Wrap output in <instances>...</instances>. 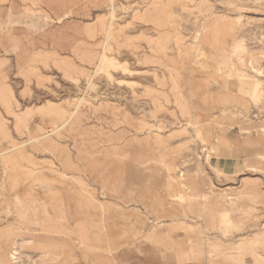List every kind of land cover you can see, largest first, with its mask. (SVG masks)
I'll list each match as a JSON object with an SVG mask.
<instances>
[{"label": "rangeland", "instance_id": "rangeland-1", "mask_svg": "<svg viewBox=\"0 0 264 264\" xmlns=\"http://www.w3.org/2000/svg\"><path fill=\"white\" fill-rule=\"evenodd\" d=\"M0 264H264V0H0Z\"/></svg>", "mask_w": 264, "mask_h": 264}, {"label": "bare ground", "instance_id": "bare-ground-1", "mask_svg": "<svg viewBox=\"0 0 264 264\" xmlns=\"http://www.w3.org/2000/svg\"><path fill=\"white\" fill-rule=\"evenodd\" d=\"M113 13V12H112ZM113 18V17H112ZM109 68V67H108ZM254 70L262 74V72L258 68H254ZM96 74V73H95ZM90 86V85H89ZM250 88V87H249ZM250 91H252V95L256 98H259L263 93V81L258 78V80L251 85ZM83 99V98H82ZM82 101V100H81ZM81 103V102H80ZM238 171V170H237ZM251 208V207H250ZM227 214H229L227 212ZM228 222V221H227ZM230 222V221H229ZM16 252V251H15Z\"/></svg>", "mask_w": 264, "mask_h": 264}]
</instances>
